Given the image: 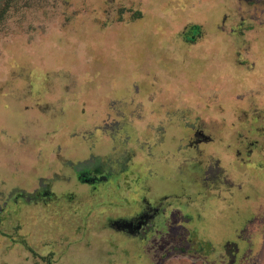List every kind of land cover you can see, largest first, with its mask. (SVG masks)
I'll return each instance as SVG.
<instances>
[{
	"label": "rangeland",
	"instance_id": "obj_1",
	"mask_svg": "<svg viewBox=\"0 0 264 264\" xmlns=\"http://www.w3.org/2000/svg\"><path fill=\"white\" fill-rule=\"evenodd\" d=\"M20 4L0 24V203L47 163L132 158L86 212H1L0 264H264V0ZM147 201L149 239L109 226Z\"/></svg>",
	"mask_w": 264,
	"mask_h": 264
},
{
	"label": "flooded vegetation",
	"instance_id": "obj_2",
	"mask_svg": "<svg viewBox=\"0 0 264 264\" xmlns=\"http://www.w3.org/2000/svg\"><path fill=\"white\" fill-rule=\"evenodd\" d=\"M96 153L97 151H93L86 161L74 163L71 169H69L68 175H65L62 167L57 170L55 167H52L51 164L47 163L46 168L48 169L49 176L41 179L38 182L39 184L32 190L18 192L14 196H12L13 193L9 194L6 200L1 198L3 202L0 203V213L5 212L10 217H13L15 213L18 215L17 209L20 206L31 207L39 206L40 204L47 205L49 203H54L55 206H62L66 214H71V212L78 214L79 212H86V210L91 209V205L89 204H87L89 208H81L86 204L80 201L84 193L94 198L98 196H107L110 192V186L113 185L112 178L123 172L125 168L129 166L132 158V154H129L128 157L124 159L120 155L119 158H115L114 161H111L109 159V153H107L101 156L106 158V160L97 163ZM110 154V156H114L120 154V152L115 151ZM215 168H217V165L215 166L213 163H208L203 167V171H205L204 174L218 176L214 173ZM111 191H113V188H111ZM10 192H12V190L9 191V193ZM146 199L147 197L145 201ZM61 201L63 202L61 203ZM148 202L149 201H147V206L144 211L135 213L131 217L109 218V226L118 232L137 237L140 240L145 241L149 239L150 234L155 232L159 223L158 218L161 209L159 206H150ZM93 208L96 209L97 206L95 205Z\"/></svg>",
	"mask_w": 264,
	"mask_h": 264
},
{
	"label": "trees",
	"instance_id": "obj_3",
	"mask_svg": "<svg viewBox=\"0 0 264 264\" xmlns=\"http://www.w3.org/2000/svg\"><path fill=\"white\" fill-rule=\"evenodd\" d=\"M23 0H7L6 4L3 6V8H1V13H0V24L6 20L7 16L11 13V11L21 5L20 3H22ZM24 6H22L21 8L23 9Z\"/></svg>",
	"mask_w": 264,
	"mask_h": 264
}]
</instances>
